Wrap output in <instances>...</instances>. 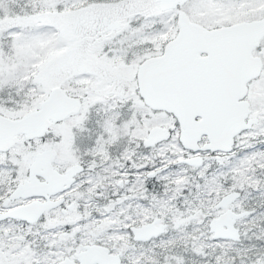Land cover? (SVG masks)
Here are the masks:
<instances>
[{
	"label": "snow or ice",
	"instance_id": "1",
	"mask_svg": "<svg viewBox=\"0 0 264 264\" xmlns=\"http://www.w3.org/2000/svg\"><path fill=\"white\" fill-rule=\"evenodd\" d=\"M0 264H264V0H0Z\"/></svg>",
	"mask_w": 264,
	"mask_h": 264
}]
</instances>
